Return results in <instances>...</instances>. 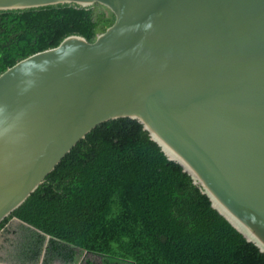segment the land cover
Segmentation results:
<instances>
[{
    "label": "water",
    "instance_id": "obj_1",
    "mask_svg": "<svg viewBox=\"0 0 264 264\" xmlns=\"http://www.w3.org/2000/svg\"><path fill=\"white\" fill-rule=\"evenodd\" d=\"M96 4L115 23L95 42L70 36L0 76V226L93 130L131 119L264 254V0H0V11Z\"/></svg>",
    "mask_w": 264,
    "mask_h": 264
},
{
    "label": "trees",
    "instance_id": "obj_2",
    "mask_svg": "<svg viewBox=\"0 0 264 264\" xmlns=\"http://www.w3.org/2000/svg\"><path fill=\"white\" fill-rule=\"evenodd\" d=\"M114 23L98 4L0 11V76L70 36L93 43ZM14 218L25 225L11 241L14 264H74L80 253L104 264H264V254L131 119L93 130L0 232Z\"/></svg>",
    "mask_w": 264,
    "mask_h": 264
},
{
    "label": "rangeland",
    "instance_id": "obj_3",
    "mask_svg": "<svg viewBox=\"0 0 264 264\" xmlns=\"http://www.w3.org/2000/svg\"><path fill=\"white\" fill-rule=\"evenodd\" d=\"M23 227L20 224H18L16 221H13V224L11 226L12 231L14 232H10L7 237H5L4 239V244L5 243H9L11 245V241H15L18 240L20 238V232L19 229ZM2 243H0V245H2ZM104 260H106L104 257L100 256V255H94V254H90V253H80L77 258H76V262L74 264H86L87 262H91L93 264H104ZM42 263V261H41ZM52 264H65L61 261H55ZM121 264H128V263H121Z\"/></svg>",
    "mask_w": 264,
    "mask_h": 264
},
{
    "label": "crops",
    "instance_id": "obj_4",
    "mask_svg": "<svg viewBox=\"0 0 264 264\" xmlns=\"http://www.w3.org/2000/svg\"><path fill=\"white\" fill-rule=\"evenodd\" d=\"M13 221H16V220H13ZM18 224H20L21 226H25L22 222L20 221H16ZM13 224V222H12ZM12 226V225H11ZM12 231V228L11 227H8L6 229V234L8 235L11 231ZM15 231V230H14ZM12 231V232H14ZM2 245H0V264H10V262L7 260L8 259V254L10 252V249H8L5 244H4V241L2 239H0V243H2ZM7 256V257H6ZM42 264V263H41Z\"/></svg>",
    "mask_w": 264,
    "mask_h": 264
},
{
    "label": "flooded vegetation",
    "instance_id": "obj_5",
    "mask_svg": "<svg viewBox=\"0 0 264 264\" xmlns=\"http://www.w3.org/2000/svg\"><path fill=\"white\" fill-rule=\"evenodd\" d=\"M12 222H13V220L11 221V222H9V224H7V226L5 227V228H3L2 230H1V232H0V239H2L3 241H4V239H5V237H7V234H6V229L8 228V227H11V225H12ZM11 231V230H10ZM5 246L8 248V249H10V252H9V254H8V261L10 262V264H14V261L12 260V257H11V254H12V251H13V247L9 244V243H5ZM7 257V256H6ZM41 264V263H40ZM43 264V263H42Z\"/></svg>",
    "mask_w": 264,
    "mask_h": 264
}]
</instances>
